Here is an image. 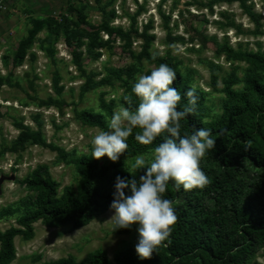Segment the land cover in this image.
I'll list each match as a JSON object with an SVG mask.
<instances>
[{"label":"rangeland","instance_id":"374dc122","mask_svg":"<svg viewBox=\"0 0 264 264\" xmlns=\"http://www.w3.org/2000/svg\"><path fill=\"white\" fill-rule=\"evenodd\" d=\"M1 14L5 17L0 23V210L17 208L33 196L19 182L39 165L48 167L59 190L75 185L73 167L57 159L56 152L40 145L5 149L19 136L16 123L36 131L34 118L38 115L47 144L78 155L92 152L91 140L101 130L81 125L74 110L99 112L103 99L112 101L114 112L122 104L125 88L122 81L111 76L112 70L134 68V84L137 76L157 67L139 59L144 40L131 34L135 29L138 35L146 33L151 38L150 55L174 57L180 72L190 76L192 87L206 93L205 110L211 117L220 113L222 80L233 73L238 89L247 68L242 62L226 60L222 47L252 52L264 49V0H12ZM62 15L72 26L86 31L103 25L104 17L109 16L108 27L130 34V42L118 37L110 40L101 32L102 45L95 50L100 53L97 60L87 55L86 47L79 49L84 70L81 76L72 64L64 36L48 37L42 28L28 54L14 66L13 53L28 37L34 22L49 16L59 20ZM211 73L217 77L215 90L210 86ZM86 78L93 80L92 88L85 87ZM151 152L143 155L150 158ZM135 157L112 162L106 156L102 163L131 169ZM113 215L109 207L88 225L74 230L36 222L31 239L14 238L16 254L11 264H44L68 256L81 262L97 250L104 251L112 261L115 253L139 240V226L128 235H118L109 221ZM15 218H0V231L16 227ZM248 264H264V249Z\"/></svg>","mask_w":264,"mask_h":264},{"label":"trees","instance_id":"16d2710c","mask_svg":"<svg viewBox=\"0 0 264 264\" xmlns=\"http://www.w3.org/2000/svg\"><path fill=\"white\" fill-rule=\"evenodd\" d=\"M108 19L110 17L105 16L104 24L95 26L91 31L80 29L77 25L72 26V22L63 15L59 20L49 16L44 21H35L28 37L13 53L14 66L19 65L28 54L36 33L45 28L48 37L60 34L64 36L72 64L84 76L80 62L81 47H86L87 55L97 60L100 53L95 50L102 45L101 32L110 40L118 37L129 41L131 38L130 34L120 28L108 27ZM131 34L135 37L142 36L144 40L139 59H145L157 67L164 63L175 70L177 78L173 87L181 92L182 110L188 103L185 93L192 88L190 76L180 72L179 63L174 57L150 55L148 49L151 38L146 33L138 35L135 29ZM47 52V56L51 57V52ZM221 52L226 60L242 62L247 68L238 89H235L238 81L233 73L222 80L220 113L214 117L205 110L206 93L195 88L198 97L197 110L194 115L190 114L181 121V134L190 135L194 130L202 128L213 130L215 148L206 153L200 165L210 183L203 189L184 191L182 187L177 190L174 182H169L164 198L173 201L178 216L170 243L166 241L147 260H141L136 254L137 242L115 253L112 261L104 251L97 250L81 262L68 256L44 264H248L264 249V49L255 52L234 51L223 46ZM30 57L34 59L32 53ZM134 74L135 69L129 66L112 70L111 73L113 78L122 81L125 88L123 96L132 95L133 110L139 104V99L131 93ZM216 81L217 77L211 73L210 86L214 90ZM93 85V80L86 78L85 87L88 89ZM123 96L120 102L127 107ZM112 104V101L106 103L101 99L99 112L74 110V117L83 126L108 130L106 120L113 114ZM34 121L38 127L36 131L22 123H16L15 126L20 130L19 136L5 151L23 149L26 145L48 148L56 152L57 159L73 167L76 183L59 190V183L53 180L46 165L37 166L19 182L33 196L22 201L17 208L7 206L0 210V218L16 216L17 225L0 231V264H11L14 261V238L31 239L33 224L36 222L49 227H68L71 230L84 227L110 207L116 177L132 178L128 172L132 168L127 169L118 163H102L103 159L92 158L91 152L78 155L47 144L41 133L38 115ZM137 131L138 129H134L133 135L128 138L127 152L119 159L152 151L164 139L161 136L151 145H143L135 139ZM145 173L146 169L133 172L137 179ZM125 192L130 194L128 189ZM17 212L19 214L15 215ZM138 226L134 224L130 229L118 228L116 233L128 235Z\"/></svg>","mask_w":264,"mask_h":264},{"label":"clouds","instance_id":"9594fccd","mask_svg":"<svg viewBox=\"0 0 264 264\" xmlns=\"http://www.w3.org/2000/svg\"><path fill=\"white\" fill-rule=\"evenodd\" d=\"M176 74L169 65L161 63L150 74L137 76L131 93L139 99L138 107L133 110L132 95H124L128 106L118 104L107 121L108 130L99 131L91 140L92 158L99 160L107 156L117 162L127 152V140L134 129H138L135 139L143 145H151L164 136L150 158L143 154L134 158L132 171H128L131 179L116 177L110 205L114 210L109 220L113 230L139 225L135 251L141 260L151 259L166 241L170 243L172 229L178 221L173 201L164 198L169 182L184 191L203 189L210 183L200 165L206 153L215 148L216 139L208 128L194 130L190 135L181 134V121L195 114L198 97L196 89L189 88L185 93L188 103L180 109L182 95L173 87ZM140 169H146V173L137 179L133 172Z\"/></svg>","mask_w":264,"mask_h":264},{"label":"built area","instance_id":"2783aa9c","mask_svg":"<svg viewBox=\"0 0 264 264\" xmlns=\"http://www.w3.org/2000/svg\"><path fill=\"white\" fill-rule=\"evenodd\" d=\"M10 1L12 0H0V12L6 9Z\"/></svg>","mask_w":264,"mask_h":264},{"label":"crops","instance_id":"0c3cea01","mask_svg":"<svg viewBox=\"0 0 264 264\" xmlns=\"http://www.w3.org/2000/svg\"><path fill=\"white\" fill-rule=\"evenodd\" d=\"M4 17H5V14L2 15L1 12H0V23H3L2 19H3ZM6 17H7V15H6Z\"/></svg>","mask_w":264,"mask_h":264},{"label":"water","instance_id":"95a60500","mask_svg":"<svg viewBox=\"0 0 264 264\" xmlns=\"http://www.w3.org/2000/svg\"><path fill=\"white\" fill-rule=\"evenodd\" d=\"M13 178V177H12ZM2 182V179H0V183Z\"/></svg>","mask_w":264,"mask_h":264}]
</instances>
